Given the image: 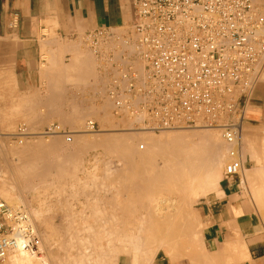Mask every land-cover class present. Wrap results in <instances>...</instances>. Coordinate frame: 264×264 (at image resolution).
<instances>
[{"label":"built area","instance_id":"obj_1","mask_svg":"<svg viewBox=\"0 0 264 264\" xmlns=\"http://www.w3.org/2000/svg\"><path fill=\"white\" fill-rule=\"evenodd\" d=\"M130 26L120 31L101 27L84 35L98 66L123 42L115 60L123 66L113 67L118 72L108 85L116 113L155 130L193 127L202 117L212 125L229 113L223 123L231 144L225 179L241 183L248 162L242 158L239 131L244 97L264 67V15L254 12L250 0H137ZM127 45L133 53H127ZM29 217L0 198V263L18 240L26 250L39 249Z\"/></svg>","mask_w":264,"mask_h":264},{"label":"crops","instance_id":"obj_2","mask_svg":"<svg viewBox=\"0 0 264 264\" xmlns=\"http://www.w3.org/2000/svg\"><path fill=\"white\" fill-rule=\"evenodd\" d=\"M136 1L0 0L2 140L9 144L10 141L3 135L16 131L21 124L41 130L49 122L72 123L73 116H77L76 111L80 112V116L89 103L94 105L102 97L107 99L104 92L108 79L105 80V75L99 71L100 67L94 65L92 56L94 59L95 57L91 51L88 54L90 48L84 35L101 27L116 29L120 25L126 26L132 19ZM101 91L105 96L100 94ZM86 96L90 98L84 99L83 103ZM245 129L249 140L255 134L264 137V83L258 82L253 89ZM31 143L26 145L27 149L36 148L37 145L34 144L37 143ZM253 143L255 141L248 146L253 147ZM30 157L38 160L35 154H27L22 162L27 170V164L31 166L37 163L36 160L31 161ZM96 158L99 157H88L89 168L96 163ZM103 164L98 162L100 168ZM4 165L8 164L0 155V178H3V171L7 169ZM27 185L24 182V188L22 186L23 199L27 200L23 202L21 198L23 205L27 203L34 212L40 213L43 226H52L54 223L51 220L41 218L50 207L49 201L45 200L46 193L39 190V193L34 194L29 189L26 190ZM8 196L11 198L13 194L9 192ZM201 211L204 224L201 240L207 253L212 255L209 264H264V225L256 216L252 200L237 179H221L220 189L206 196L202 201ZM89 222H92L91 226L96 225L95 219ZM155 255L149 264H185L172 261L160 250ZM118 264L124 263L120 260Z\"/></svg>","mask_w":264,"mask_h":264},{"label":"bare ground","instance_id":"obj_3","mask_svg":"<svg viewBox=\"0 0 264 264\" xmlns=\"http://www.w3.org/2000/svg\"><path fill=\"white\" fill-rule=\"evenodd\" d=\"M251 1V3H252V7H253V10H254V12H256V13H260V14H262V15H264V11L262 10V9H260L254 2L255 1H257L258 3H260L259 2V0H250ZM259 5V4H258ZM263 5V4H262ZM262 5H260V6H262ZM132 20V19H131ZM130 24H131V21L130 22H128V24L126 25V26H123V25H120L119 27L120 28H111V29H113V30H117V31H120V30H122V29H128V30H130L131 29V26H130ZM123 26V27H122ZM87 42V41H86ZM88 44V46H89V43H87ZM86 44V45H87ZM122 46H123V42H119L118 44H117V46H115V49H113V55L111 56V57H109L108 59L107 58H105V59H107V60H105V62H104V65H101V63H100V70L99 71H102L103 72V74L105 75V80L106 79H108L107 80V88H105L106 89V92H104V93H106L107 95H106V97H107V101H110V103H109V105L112 103V112H113V116H114V118H113V120L115 119V123H113V124H117V125H120V127L122 128L121 129V131H120V128H118L119 129V131L120 132H111V131H109V134L108 135H103L104 133H102L103 131H102V129H101V126L97 123V122H99V121H95L94 120V118L93 119H91V118H89V119H87L85 122H86V125L84 126L85 128V130L84 131H79V130H76L77 128L76 127H78L79 128V126H76L75 128V130H70V129H68L67 127H65V126H63V125H61L60 124V122L61 121H59V123L58 122H52L51 124H49L45 129L44 128H42L43 129V132L41 131V133H39L38 135H41V136H51V135H56V136H62V137H64V139H62V137H61V139L62 140H65V143H67L66 145H76L75 143H72L73 141H74V137L75 136H80V135H82V136H86V138H84L83 137V140L85 141V142H87L88 144H89V146L90 145H92L91 143H93L94 145L93 146H95L96 145V147H97V145L99 146L101 143H103V145H105L106 143H108V145H109V148L108 149H111L110 148V146H113L112 148L113 149H115V151H120L118 154L115 152V151H113V149H112V151L111 150H106V151H108V152H110V153H108V154H111V152H112V154L111 155H114L113 153L115 152L116 153V157H115V159L116 158H118V157H122V158H124V160H122L121 158V160L123 161V163H128V164H126V165H129L130 166V172L128 173V171H127V174H123V172H122V175H120V183H121V189H120V191L121 190H125V192L127 193V191L126 190H130V192L129 193H132V194H137V195H140L141 194V192H143V191H148V192H146V195L148 194H150V193H152V192H149V191H154L155 192V190H156V192H157V190L159 189V191L161 190V188H163L164 187V191H165V187L166 188H168V189H172V191L173 190H176L177 192L179 191V192H181L180 194L182 195H180V197H179V195H178V193L177 194H175V196H176V199H174L173 198V200L171 201V199L169 198V196H167L168 195V193H167V195L166 196H159L158 195V193L156 194V196H154V194H151V199L149 200V203H147L146 201H144L143 203H145L146 202V204H143L141 201H143V200H145L146 198H144V199H140L141 201L139 202H137V201H135V203L137 202L138 203V205L137 206H139V205H143L142 207L144 208V210L145 209H147L148 210V212L146 211V213H148V215H147V217H146V220L144 219V217L146 216V214H143L144 215V217H143V219H142V216H136L137 218L138 217H141L140 218V220H141V222H142V224L141 225H139L138 227H139V229L138 230H136V231H132L133 232V234L131 233V231H130V229L129 228H127L126 227V224L127 223H125V226H123V222H121L122 224H120L118 221H117V223H119V225L118 226H121L120 228H122V226H123V228H122V233H125V232H123V230L124 231H126L127 229H128V231H130V234L129 235H125V237L123 238L122 237V233L121 234H118V233H116V234H118L117 235V237H122L121 239H122V241H123V244H125V246L127 247L128 246V244L130 245V247L128 248V249H126V251H127V255H123V256H119L118 257V253H116L115 255H113V256H110V257H108V255H110V254H108V253H106L107 251L110 253V249L109 250H107L106 252H105V250L106 249H104L103 251L106 253V254H108L107 255V257L105 256V259L104 260H101L100 262L99 261H96L97 262V264H118V262H120V260L124 263V264H127V263H130V264H149L150 262H151V260H152V258L154 257V256H156L155 254L161 249V248H169V250H168V252L171 250V251H174V253L175 252H177L178 250H181V247H180V245H179V241H181V240H183V235H184V233L181 231V227H182V225H185V222H188V223H190L191 224V226H187L188 225V223H187V225H185L187 228L189 227V228H193L194 229V227L193 226H195V224H197V219H195L196 218V216L195 215H193L194 213H193V211L191 210V205L193 204V202L194 201H196V199H197V197L199 196V195H201V193L202 194H205L206 192H208L209 190H212V189H217V187H219L220 185H219V182H220V180H221V171H222V169L224 168L225 169V171H226V165H227V162L230 160V156H229V147H230V143L227 141V139L225 138V127L223 126V123H225L226 122V120L228 119V118H230V115H229V113H224V114H221L219 117H218V122L217 123H215V124H212V125H209V124H205V122H207L208 120H205V117H202L201 118V121H200V123L201 124H199V125H195V126H193V127H178V128H174V127H168V128H165V129H160V130H155V129H152V128H148V127H143V126H138L140 123H139V120L137 119V118H132V117H130V116H128V115H124V116H119L117 113H116V104H115V98H114V96H112L111 94H110V92L108 91V85H109V82H111V80H113L112 79V77H115L116 76V74H117V72L118 71H116V68H113V67H122L123 65L121 64V63H116L115 62V60L117 59V58H119V53L120 52H122ZM107 47H109V45H107ZM88 48H90V46L88 47ZM126 49H127V53L128 54H130V53H133V51L135 50L134 48H133V46H131V45H127V47H126ZM90 51H91V53H92V55H94V52L92 51V49L90 48L89 49V55H90ZM93 57V56H92ZM94 57H95V55H94ZM90 58V57H89ZM87 59V58H86ZM83 60V59H82ZM96 62H97V60H96V58L94 59ZM91 61V60H90ZM115 62V63H114ZM95 63V62H94ZM111 66H109V65ZM97 65H98V63H97ZM96 66V65H95ZM125 66V65H124ZM264 66V65H263ZM85 68V67H84ZM95 69V68H94ZM94 69L92 70L93 72H94ZM136 69L139 71V74L143 71V69H142V66L140 65V64H137L136 65ZM98 71V72H99ZM77 72V71H76ZM70 73V72H69ZM100 73V72H99ZM98 73V74H99ZM94 74V73H93ZM95 75V74H94ZM94 78V77H93ZM98 80V79H97ZM100 80V79H99ZM102 80H103V78H102ZM88 81V80H87ZM95 82H96V80H95ZM101 82V81H100ZM258 82H260V83H264V67L260 70V72H259V74H258V77H256L255 78V80L254 81H252V85H251V87H249L248 88V91H249V93H247L248 95H246L245 97H244V101H247L246 102V104H245V110H244V114H245V116H244V122H243V125H242V130H241V133H240V131H239V141L241 142V152H242V158H243V160H247V157H246V155L244 156V152H243V149H244V147L242 148V146H243V137L245 138L246 137V135L248 134L246 131V129H245V121H246V114H247V110H248V105H249V103H250V101H251V96H252V92H253V89H254V87H255V85L258 83ZM80 83H82V82H80ZM79 83V84H80ZM85 83H87V82H85ZM90 83V82H89ZM93 83V82H92ZM78 84V83H77ZM91 84V83H90ZM102 84V83H101ZM103 84H104V80H103ZM95 85V84H94ZM105 85H106V82H105ZM104 85V86H105ZM76 86V85H75ZM91 86V85H90ZM102 87V86H101ZM83 88V87H82ZM92 88V87H91ZM94 88V87H93ZM96 89H98V88H96ZM105 89H103V91L105 90ZM94 90V89H93ZM101 90H102V88H101ZM125 91V89H123V92ZM103 92L101 91V95H103V96H105V94H102ZM94 94V93H93ZM100 94H99V96H100ZM236 96H239L240 95V93L237 91L236 93ZM87 95V94H86ZM91 95V94H90ZM89 95V96H90ZM79 96V95H78ZM88 96V98H90ZM97 96V95H96ZM95 96V97H96ZM98 96V97H99ZM94 97V98H95ZM102 97V96H101ZM81 98H83V97H81ZM87 98V96H86V98H83V100L84 99H88ZM97 98V97H96ZM72 99H73V96H72ZM75 99V98H74ZM102 99H103V97H102ZM101 99V100H102ZM77 100V99H76ZM105 100V101H106ZM98 101V100H97ZM103 101H104V99H103ZM79 102V101H78ZM85 102V100L83 101V103ZM87 102H89V101H86V103ZM73 103V102H72ZM91 103H93V102H91ZM108 103H107V105H108ZM96 104V103H95ZM104 104V103H103ZM103 104H101V105H103ZM81 105V104H80ZM89 105H90V103H89ZM88 105V106H89ZM93 105V104H92ZM91 105V106H92ZM99 105V104H98ZM97 105V106H98ZM108 105V106H109ZM84 105H82V107H83ZM91 106L90 107H88V108H91ZM94 106V105H93ZM96 105H95V107H97ZM67 107V106H66ZM71 107H72V105H71ZM87 107V106H86ZM94 107V108H95ZM101 107V106H100ZM99 106L97 107V108H100ZM105 107V106H104ZM104 107H101V108H104ZM75 108V107H74ZM87 108V109H88ZM93 108V109H94ZM77 109V108H76ZM87 109H85V114L84 115H87V113H86V110ZM92 109V108H91ZM93 109H92V112L94 113V111H93ZM73 110V109H72ZM71 110V111H72ZM81 110V109H80ZM99 110V111H98ZM97 111L98 112H100V110H102V109H98ZM74 111V110H73ZM79 111V110H78ZM82 111H81V113H82ZM88 111H90L89 109H88ZM96 111V112H97ZM91 111H90V114H89V116L88 117H92V113ZM98 112H97V117H99L100 115L98 114ZM109 112H111V111H108L106 114H105V111L103 112L102 111V113H103V115H108L109 114ZM74 113H75V111H74ZM76 113H77V116H78V113H80V112H77L76 111ZM92 113V114H91ZM101 113V114H102ZM82 114V115H83ZM83 115V116H84ZM99 115V116H98ZM102 115V116H103ZM68 116V115H67ZM74 116H76V115H74ZM73 116V120H74V117ZM77 116H76V118H77ZM80 116H81V114H80ZM86 117V116H85ZM97 117H96V119H97ZM107 117V116H106ZM106 117H103L104 119L106 118ZM100 118V117H99ZM102 118V117H101ZM100 118V119H101ZM108 118V117H107ZM61 119V118H60ZM79 119H80V117L77 119L78 121H79ZM84 119V118H83ZM83 119H81V121L83 120ZM71 120H72V118H71ZM112 120V121H113ZM104 121H106V120H104ZM112 121H110V122H112ZM68 122V121H67ZM70 122V121H69ZM75 122V121H74ZM74 122H72L73 124H74ZM83 122V121H82ZM82 122H81V124H82ZM107 122H109L108 120H107ZM109 122V123H110ZM62 123H65V121L64 122H62ZM72 123H68V124H72ZM95 123L97 124V127H96V125H95ZM67 124V123H66ZM75 124H80L79 122L77 123V122H75ZM84 124V123H83ZM101 124V123H100ZM104 124V123H103ZM65 125V124H64ZM102 125V124H101ZM70 126V125H69ZM72 127H73V125H72ZM82 127V126H81ZM71 128V127H70ZM41 129V130H42ZM73 129H74V127H73ZM81 129V128H80ZM117 129V130H118ZM164 130H173V131H175V133H173V134H171V135H165V132H164V136H161L160 138H156V136L155 135H153V134H151V132H156V131H164ZM198 130H200L199 132H198ZM203 130H208V131H210V130H219L220 131V134H221V139L222 140H219V141H222L223 142V144L225 145V149H223V150H225V153H224V155H223V152H222V147L220 148V145L219 144H217V140L215 139V141H214V133L212 134L211 132L210 133H208V132H204ZM40 131V130H39ZM39 131H35V133L36 132H39ZM102 131V132H101ZM31 131H30V128L28 127V125H26V124H21V125H19L18 126V128H17V130H16V132L14 133V135L16 136V137H18V138H22L23 139V137H27V136H29V135H34V136H36V134H33V133H30ZM88 132V133H87ZM98 132H101L100 134L98 133ZM92 133V134H91ZM94 133V134H93ZM96 133H98V134H96ZM12 134V133H11ZM105 134H106V132H105ZM8 135V134H7ZM6 135V136H7ZM89 135H91V136H93L92 137V139L90 138V137H88ZM96 135H103V136H101L102 137V139H100L99 137L98 138H96L97 136ZM252 135V134H251ZM81 136V137H82ZM94 136H96L95 138H94ZM88 137V138H87ZM157 137H158V135H157ZM251 137H253L252 138V140L250 139H246V145L248 146V144H251V142H253V141H255V144L253 143V145L257 148V144H262L263 145V143H264V137L263 136H261V137H258V136H256V134L255 135H253V136H251ZM46 138V137H45ZM54 138V137H53ZM52 138V139H53ZM34 139V138H33ZM56 139H58L57 137H56ZM55 139V140H56ZM60 139V141L59 142H57V144L58 143H60L62 140ZM24 140V139H23ZM23 140H20L19 142L22 144V142H24ZM48 140V139H47ZM51 140V139H50ZM55 140H53V141H55ZM137 140L139 141V143L138 144H136V142H137ZM140 140H143V141H141L140 142ZM31 141V140H30ZM40 141V140H39ZM57 141V140H56ZM56 141H55V143H56ZM76 141V140H75ZM104 142H106V143H104ZM222 142H221V145H223L222 144ZM71 143V144H70ZM80 143H83V142H80ZM87 143H83V144H87ZM32 144V143H31ZM41 144V143H40ZM54 144V143H53ZM61 144V143H60ZM87 144V145H88ZM37 145V144H36ZM55 145V144H54ZM64 145V144H63ZM65 145V146H66ZM102 145V144H101ZM102 145V146H103ZM258 145L259 147V149H260V147H262V152H263V146L261 145ZM46 146H48V145H46ZM46 146H44L45 147V149H48V147H46ZM59 146V145H58ZM61 146H62V144H61ZM101 146V147H102ZM106 146V145H105ZM104 146V147H105ZM253 146V148H255ZM44 147L42 148H39V150H41V149H43L44 151H45V149H44ZM50 147V146H49ZM67 147V146H66ZM69 147V146H68ZM72 147V146H71ZM86 147V146H85ZM96 147H94V148H96ZM20 148V147H19ZM28 148V147H27ZM37 148V147H36ZM53 148H55V146L53 147ZM52 148V149H53ZM58 148V147H57ZM81 148H84V145H83V147L81 146ZM87 148V147H86ZM90 148V147H89ZM92 148V147H91ZM107 148V147H106ZM252 148V149H253ZM256 148L254 149V150H252V152L254 151V155H252L254 158H258V156L259 155H261V150L260 151H258V149H257V151H256ZM51 149V150H52ZM117 149V150H116ZM4 150V149H3ZM21 150V149H20ZM35 150H37V149H35ZM104 150V149H103ZM12 151V150H11ZM26 151H29V149L28 150H26V149H24V152H26ZM69 151V150H68ZM258 152V153H256V152ZM23 152V153H24ZM30 152L31 153H27V154H32V152H33V154H35V152L34 151H31L30 150ZM41 153L43 152V151H40ZM70 152H71V150H70ZM83 152V151H82ZM104 152V151H103ZM2 153V152H1ZM16 153V152H15ZM26 153H24L25 155H26ZM37 153V152H36ZM46 153V152H45ZM45 153H43V155L45 154ZM68 153V152H67ZM80 153V152H79ZM121 154V155H120ZM1 155H3V154H1ZM24 155V156H25ZM36 155V154H35ZM106 155V154H105ZM117 155H118V157H117ZM33 157H35L34 155H32ZM85 156V155H84ZM261 156H263V154L261 155ZM33 157H30V158H32L31 159V161L33 160ZM38 157V156H37ZM72 157V156H71ZM78 157V156H77ZM39 158V157H38ZM37 158V159H38ZM44 158V157H43ZM59 158V157H58ZM58 158H56V159H58ZM108 158V157H107ZM111 158V157H110ZM112 158H114V156L112 157ZM227 158V162H226V164L224 165V160ZM40 159H42V158H40ZM79 159V158H78ZM119 159V158H118ZM119 159V160H120ZM253 159V158H252ZM36 159H34L33 161L34 162H36L37 161V163H38V161H39V159L38 160H36ZM42 160H44L45 161V158L44 159H42ZM59 160V159H58ZM68 160V159H67ZM117 160V159H116ZM115 160V161H116ZM120 160V161H121ZM19 161H23V160H19ZM57 161V160H56ZM61 160H59L58 162H60ZM74 161V160H73ZM40 162H43V161H39V163ZM57 162V164H60V163H58ZM71 162V161H70ZM107 162H109L108 160H107ZM117 162V161H116ZM119 162V161H118ZM7 163V162H6ZM19 163V162H18ZM32 163V162H31ZM36 163V164H37ZM45 163H47L48 164V162H47V160L45 161ZM44 163V164H45ZM50 163V162H49ZM120 163V162H119ZM118 163V164H119ZM5 164V163H4ZM20 164V163H19ZM36 164H34V165H36ZM74 164V163H73ZM109 164H111V162L110 163H108V165ZM18 165V164H17ZM24 165V163L22 164V166ZM32 165L33 164H31V166L29 165V164H27V166H28V168L30 169V173L32 174V173H34L33 171V168H30V167H32ZM33 165V166H34ZM49 165V164H48ZM69 165H71V164H69ZM106 165H107V163H106ZM107 165V166H108ZM119 165H121V164H119ZM4 166H7V165H4ZM24 166H26V165H24ZM18 167L19 169H21V170H19L18 172L20 173V175L22 174L23 176H21V177H23L24 178V180L27 182V186L25 187L26 189H31L30 191H34L35 190V186L36 185H33L32 183H31V180H29V178H30V175H28V174H30V173H27V172H29L27 169H26V167ZM42 166H45V165H41V167ZM54 166V165H53ZM77 167H79L78 165H76ZM81 166V165H80ZM111 166H113L112 164H111ZM129 166H128V169H129ZM225 166V167H224ZM40 167V168H41ZM70 167V166H69ZM75 167V166H74ZM82 167V166H81ZM116 167V166H115ZM121 167V166H120ZM223 167V168H222ZM46 168H48V166L46 167H42V169H43V171H47V170H45ZM52 168V167H51ZM50 168V165H49V168L48 169H51ZM59 168H61V167H59ZM108 168V167H107ZM112 168V167H111ZM116 168H118V167H116ZM121 168H123V167H121ZM264 167H259V166H256V167H253V168H247V166L244 168V170H243V176H242V182L240 183V184H243L245 187H249V185H251L250 183L251 182H254L255 180H258V179H260V177L262 176V174H263V176H264V169H263ZM63 169V168H62ZM77 169V168H76ZM108 169H110V167L108 168ZM112 169H114V167L112 168ZM112 169H110V170H112ZM119 169V168H118ZM118 169H116V170H118ZM126 169H127V167H126ZM16 169H14V168H10V167H7V169H5V171H3L4 172V175H5V177L6 178H0V198L9 206V207H11L9 204H8V202H6L5 201V199L6 198H9V192L11 193L12 191H15V194H16V192H17V199L19 200V202H21L22 203V200H23V202H27V200L26 201H24V199H23V193H22V186H23V188H24V183L23 184H21V182H20V176H19V173L17 174V171H15ZM41 170V169H40ZM54 170V169H53ZM53 170H49L50 172L51 171H53ZM74 170V169H73ZM56 173L58 172L57 171V168H56ZM64 171V170H63ZM108 171L109 170H107V173H108ZM119 171V170H118ZM121 171V170H120ZM125 171V170H124ZM25 172L27 173V174H25ZM37 172H39V171H37ZM48 172V171H47ZM49 172V173H50ZM78 172V171H77ZM110 172V171H109ZM113 173H114V171H112ZM111 172V173H112ZM116 172V171H115ZM132 172V173H131ZM224 172V171H223ZM41 173V172H40ZM52 173V172H51ZM56 173H54V174H56ZM62 173V172H61ZM69 173V172H68ZM90 173V172H89ZM103 173V172H102ZM110 173V174H111ZM120 173V172H119ZM119 173H116V175L117 174H119ZM125 173H126V171H125ZM130 173L132 174V175H130ZM224 173H226V172H224ZM36 174V173H35ZM43 174V173H42ZM48 174V173H47ZM37 175V174H36ZM41 175V174H40ZM45 175V174H44ZM43 175V176H44ZM105 175H106V173H105ZM105 175L103 176V177H105ZM113 175V174H112ZM112 175H110V176H108V174L106 175V177L108 176L109 178L112 176ZM223 175V174H222ZM37 176H39V175H37ZM52 176V175H51ZM67 176V175H66ZM42 177V176H41ZM87 178H88V176H86ZM90 177V176H89ZM97 177V176H96ZM100 177V176H99ZM105 177V178H106ZM225 177V176H224ZM39 178H40V176H39ZM43 178V177H42ZM45 178V177H44ZM62 178V177H61ZM86 178V179H87ZM92 178V177H91ZM94 178V177H93ZM262 178V177H261ZM31 179V178H30ZM33 179V178H32ZM59 179V178H58ZM79 179V178H78ZM96 179V178H95ZM104 179V178H103ZM21 180L23 181V179L21 178ZM41 180V179H40ZM44 180V179H43ZM88 180V179H87ZM90 180H93V179H90ZM113 179H111V181H112ZM75 181V180H74ZM117 181V180H116ZM116 181L114 180V182L116 183ZM86 182V181H85ZM94 182H95V180H94ZM107 182H108V179H107ZM80 183V182H79ZM261 183V182H260ZM84 184H87V183H84ZM97 184V183H96ZM99 184V183H98ZM25 185H26V183H25ZM91 184H89V186H90ZM92 185H93V182H92ZM111 185V184H110ZM118 186H119V184H117ZM87 186H88V184H87ZM117 186V187H118ZM119 186V187H120ZM95 187H97V186H95ZM116 187V186H115ZM58 188V187H57ZM61 189V188H60ZM107 189V188H106ZM105 189V190H106ZM116 189H119V188H116ZM167 189V190H168ZM81 190V189H80ZM97 190V189H96ZM167 190H166V192H167ZM254 190V189H253ZM61 191V190H60ZM116 191V190H115ZM120 191H117V192H120ZM132 191V192H131ZM164 191H162V193H164ZM249 191V190H248ZM78 192V191H77ZM84 192H86V191H84ZM117 192H114V193H116L115 194V198H117ZM122 192V191H121ZM120 192V193H121ZM124 192V191H123ZM124 192V193H125ZM107 193V192H106ZM124 193L121 195V197L124 195ZM128 193V194H129ZM140 193V194H139ZM161 193V194H162ZM172 193V192H171ZM170 193V194H171ZM250 193V192H249ZM88 194V193H87ZM90 194V193H89ZM92 194V193H91ZM104 194V193H103ZM131 194V195H132ZM164 194H166V193H164ZM174 194H172V195H174ZM11 195H12V193H11ZM95 195V194H94ZM97 195H98V193H97ZM143 195H145L144 193H143ZM145 195V196H146ZM152 195L154 196V197H152ZM262 195V194H261ZM2 196L4 197V199L2 198ZM36 196V195H35ZM113 196V195H112ZM129 196V195H128ZM127 196V197H128ZM145 196H143V197H145ZM178 196V197H177ZM251 196V195H250ZM15 197V196H14ZM27 197V196H26ZM38 197V196H37ZM140 197H142V194H141V196ZM174 197V196H173ZM263 197V196H262ZM13 200H14V198L13 197H11ZM21 198H22V200H21ZM94 198V197H93ZM120 198V197H119ZM130 198H133V196L131 197L130 196ZM139 198V196H137V199ZM148 198H150V197H148ZM253 198V202H254V200L256 199V204L258 205V207H260V209L261 210H263L264 211V201L262 202V199H261V197L259 196V192L257 191V190H255V192H254V197H252ZM10 199V198H9ZM121 199V198H120ZM133 199H135V200H137L136 199V196H135V198H133ZM264 199V198H263ZM82 200V199H81ZM85 200V199H84ZM102 200V199H101ZM123 200H124V198H123ZM129 200V199H128ZM128 200H127V202H128ZM106 201V200H105ZM120 200H118L117 202H119ZM134 201V200H133ZM132 200H131V203L130 204H134V202H133ZM29 202V201H28ZM108 202V204L110 203V201H107ZM114 202H116V201H114ZM117 202L115 203V204H117ZM124 202V201H123ZM254 202V203H255ZM62 203V202H61ZM104 203V202H103ZM125 203H126V201H125ZM129 203H126V204H128L127 205V207H130V204ZM27 203H25V205H26ZM84 204V203H83ZM111 204V203H110ZM123 205L124 206V204H122V202L120 201V203L118 204V205ZM133 204H132V206H133ZM255 204V205H256ZM19 205V204H18ZM28 205V204H27ZM104 205V204H103ZM118 205H116L117 207H119ZM120 205V206H121ZM136 205V204H135ZM145 205H147V207L145 206ZM88 206V205H87ZM111 206V205H110ZM137 206L135 207L134 206V208H137ZM145 206V207H144ZM28 207V206H27ZM58 207V206H57ZM113 207H114V205H113ZM126 207V206H125ZM127 207H126V209H127ZM141 207V208H142ZM257 207V206H256ZM12 209H14V210H17V209H15V207L13 206V207H11ZM17 208H19V209H21L20 207H17ZM85 208H87V207H85ZM116 208V207H115ZM123 207H120V209H122ZM132 208V207H131ZM131 208H128L127 210H129V209H131ZM134 208L132 209V210H134ZM139 208H140V206H139ZM139 208L137 209L138 210V212H140L139 211ZM140 208V209H141ZM143 208H142V210H143ZM23 209V208H22ZM71 209V208H70ZM101 209V208H100ZM117 209V208H116ZM116 209H114V211L116 210ZM125 209V208H124ZM124 209H122V210H124ZM34 210V209H33ZM119 210V209H118ZM126 210V211H127ZM172 210H173V212H172ZM174 210H175V212H174ZM258 210V209H257ZM256 210V211H257ZM27 211V210H26ZM35 211V210H34ZM32 212V214L33 213H35V212ZM121 211V210H120ZM125 211V212H126ZM131 210H129L128 212H130ZM262 211V212H263ZM31 212V211H30ZM37 212V211H36ZM76 212V211H75ZM82 212V211H81ZM112 213H115V212H113V211H111ZM110 212V213H111ZM122 212V211H121ZM125 212L123 211V213L125 214ZM134 213H136L137 214V212L134 210L133 211ZM133 212L131 211V214H133ZM143 212V211H142ZM262 212H261V214H262ZM27 213L29 214V216L31 217H29L31 220H32V222L34 223V225H35V223L36 222H34V216L35 215H33V217H32V214L31 213H29L28 211H27ZM37 213H39V212H37ZM59 213V212H58ZM61 213V212H60ZM63 213V212H62ZM69 213V212H68ZM106 213H107V211H106ZM122 213V214H123ZM141 213V212H140ZM139 213V214H140ZM193 213V214H192ZM40 214V213H39ZM121 214V213H120ZM129 214V213H128ZM135 214V215H136ZM141 214V215H142ZM184 214V215H183ZM37 215V214H36ZM60 215V214H59ZM85 215V214H84ZM108 215V214H107ZM112 215H114V214H112ZM117 215V214H116ZM130 215V214H129ZM134 215V214H133ZM134 215V216H135ZM200 215V214H199ZM61 216V215H60ZM67 216V215H66ZM105 216V215H104ZM120 216V215H119ZM118 216V217H119ZM122 216H124V215H121V217ZM126 216V215H125ZM124 216V217H125ZM134 216H132L133 218H134ZM194 216V217H193ZM108 217L109 216H107V220H108ZM120 217V218H121ZM123 217V218H124ZM128 217V216H127ZM127 217H125V218H127ZM259 217V216H258ZM262 217V216H261ZM60 218V217H59ZM62 218V217H61ZM93 218V217H92ZM111 219L112 218H114L113 220H115L116 221V219H117V217L115 216V217H113V216H111L110 217ZM116 218V219H115ZM119 218V219H120ZM122 218V219H123ZM125 218L123 219V221L125 220ZM133 218H131V219H133ZM137 218H135V219H137ZM198 218V217H197ZM263 218H264V216H263ZM110 219V220H111ZM118 219V220H119ZM122 219H120L121 221H122ZM128 219V218H127ZM127 219L125 220V222H127ZM139 219V218H138ZM137 219V220H138ZM59 220V219H58ZM61 220V222H62V219H60ZM119 220V221H120ZM129 220V219H128ZM136 220V221H137ZM139 220V221H140ZM143 220V221H142ZM114 221V222H115ZM130 221V220H129ZM135 221V220H134ZM133 221V222H134ZM139 221H137L138 223H139ZM182 221H184L183 223L184 224H182L181 225V223H182ZM69 222V221H68ZM73 222V221H72ZM104 222H107V221H104ZM113 221H112V224L111 223H109V225L111 224V225H113V223H114ZM131 222V221H130ZM137 222H135V223H137ZM140 222V223H141ZM62 224V223H61ZM60 224V225H61ZM77 224V223H76ZM75 224V225H76ZM99 224H100V222H99ZM102 224V223H101ZM107 224H108V222H107ZM128 224H130V223H128ZM127 224V225H128ZM192 224H194L193 226H192ZM37 225H39V224H37ZM37 225H35V229L37 230V233H38V235H39V238H40V244H39V249L38 250H34V251H31V250H26L25 248H23V246H22V241L21 240H18V242H16V244H15V247H14V249L13 250H11L9 253H8V255L6 256V258H5V260L3 261V262H1L0 264H3L4 262H6L7 260H8V257L11 255V257L9 258V260L8 261H10V264H52L51 262L49 263L48 261H50V260H48L47 258H49V256H51V255H46V256H48V257H46L45 255H41V254H39L40 253V249H41V246H43L44 247V244H47L48 242H50V240L51 241H53L52 240V238L54 237H52L51 239H49L47 236H46V233H45V236H46V238L45 239H43V240H41V238H44V237H40L41 235L39 234V231H38V229L36 228V226ZM64 225V224H63ZM74 225V224H73ZM73 225L72 226H70V227H73ZM83 225V224H82ZM87 225H89V224H87ZM91 225V224H90ZM89 225V227H92V226H90ZM94 225V224H93ZM111 225H110V227H108V230L110 231V229L112 230V228H111ZM135 226V224H132V226ZM138 225V224H137ZM136 225V226H137ZM41 226V225H40ZM55 226V225H54ZM69 226V225H68ZM67 226V227H68ZM80 226H81V224H80ZM95 226H98V225H95ZM113 226H115V225H113ZM117 226V227H118ZM129 226V225H128ZM56 227H58V226H56ZM61 227V226H60ZM75 227V226H74ZM83 227H85V225H83ZM86 227H88V226H86ZM89 227L87 228V230L89 229ZM102 227H103V225H102ZM117 227L116 228H113V229H117ZM125 227H126V229H125ZM130 227V226H129ZM196 227H197V225H196ZM64 228V227H63ZM97 228V227H96ZM104 228H105V226H104ZM103 228V229H104ZM107 228V227H106ZM42 229H43V227H42ZM55 229H57V228H55ZM68 228H65V230H67ZM75 229V228H74ZM91 229V228H90ZM102 229V231H106V229H104L103 230ZM135 229H137V228H135ZM178 229H180V233H179V231H178ZM182 229H184V226L182 227ZM71 231H73V229H70ZM81 230L82 231H84V228L82 229L81 228ZM85 230H86V228H85ZM92 230V229H91ZM99 230V229H98ZM121 229H119V231H120ZM131 230H132V227H131ZM133 230H134V227H133ZM184 230H186V229H184ZM190 230H192V229H190ZM103 232V233H106L105 235H107V233L109 234V231L107 232ZM114 230H112V234L113 233H115V232H113ZM193 231V230H192ZM75 232V233H74ZM74 232H70V233H74L75 234V236H78L77 235V231H75L74 230ZM81 232V231H80ZM88 232H90V230L88 231ZM118 232V231H117ZM127 232V231H126ZM178 232V233H177ZM194 233H196L195 232V229H194V231H193ZM83 233V232H82ZM82 233H80V235H82ZM111 233V232H110ZM188 233H191V232H188ZM198 234H199V232H197ZM204 233V232H203ZM72 234H70V237L71 236H74V235H72ZM79 234V233H78ZM90 234V233H89ZM112 234L110 235V237L112 238L113 236H116V235H113L112 236ZM180 234L182 235L181 236V238H180ZM197 234V235H198ZM53 235V234H52ZM64 235V234H63ZM79 235V236H80ZM104 235V234H103ZM104 235V237H106ZM119 235H121V236H119ZM188 234H186V236H187ZM65 236V235H64ZM78 236V237H79ZM91 236V235H90ZM124 236V235H123ZM200 236V235H199ZM66 237V236H65ZM75 238V237H74ZM82 238H84V237H82ZM81 238V239H82ZM93 238V237H92ZM97 238V237H96ZM185 238V237H184ZM195 238H197V236L195 235L194 237H193V239L195 240ZM204 238V237H203ZM54 239V238H53ZM66 239V238H65ZM80 239V238H79ZM79 239H77V240H79ZM89 239V238H88ZM98 239V238H97ZM115 239V238H114ZM118 239V238H117ZM121 239L119 240V241H121ZM191 239V238H190ZM192 239V242H194V240ZM200 239H202L201 237H200ZM56 240V239H55ZM76 240V241H77ZM86 240V239H85ZM90 240V239H89ZM106 241H107V239H105ZM108 240H109V238H108ZM116 240V239H115ZM189 240V239H188ZM44 243L43 245H42V242ZM57 242H58V239L56 240ZM55 241V242H56ZM74 241H75V239H74ZM75 241V242H76ZM80 241V240H79ZM87 241L88 240H86V243H87ZM95 241V240H94ZM118 241V240H117ZM119 241H118V243H119ZM121 241V242H122ZM197 241H198V239H197ZM54 242V241H53ZM56 242V243H57ZM60 242V241H59ZM58 242V243H59ZM71 241H69V243H70ZM72 242H73V239H72ZM90 242V241H89ZM108 242V241H107ZM110 242H113V240H111ZM110 242H108V243H110ZM56 243H55V245H56ZM58 243H57V246H58ZM68 243V242H67ZM77 243V242H76ZM76 243H73V244H76ZM80 243H81V241H80ZM91 243V242H90ZM108 243H106V246L108 245ZM116 243V242H115ZM114 243V244H115ZM118 243H116V244H118ZM51 244H52V242H51ZM59 244H61V243H59ZM72 244V243H71ZM70 244V245H71ZM83 246H85L86 244L84 243V241H83ZM105 244V243H104ZM48 245V244H47ZM54 245V246H55ZM66 245V244H65ZM78 245H79V243H78ZM81 245V244H80ZM91 245V244H90ZM113 245V244H112ZM46 246V245H45ZM49 246H50V244H49ZM52 246V245H51ZM94 246V245H93ZM92 246V247H93ZM100 246V245H99ZM106 246H104V248H106ZM109 246H111L110 244L107 246V248H109ZM120 247H123V246H121V245H119ZM208 246V245H207ZM213 246V245H212ZM48 247V246H47ZM46 247V248H47ZM53 247V246H52ZM64 247V246H63ZM72 247V246H71ZM71 247H69V248H71ZM76 248H77V245L75 246ZM86 247V246H85ZM95 247L96 246H94V252H96V250H99V247H98V245H97V248L95 249ZM112 247V246H111ZM125 247V248H126ZM211 247V246H210ZM90 248H91V246H90ZM90 248L88 249V250H90ZM100 248H101V246H100ZM124 248V249H125ZM222 248H224V247H222ZM42 249H45V247L44 248H42ZM42 249H41V251H42ZM49 249L51 250V248H48V251H49ZM64 249V248H63ZM68 249V248H67ZM66 249V250H67ZM72 249L73 250H75L73 247H72ZM79 249H81V247H79ZM87 249V248H86ZM115 249V248H114ZM113 249V250H114ZM122 249V248H121ZM87 250V251H88ZM112 250V249H111ZM112 250V251H113ZM45 251H46V249H45ZM45 251H42V252H44V253H46ZM52 251H54V250H52ZM83 251H84V248H83ZM86 251V250H85ZM84 251V252H85ZM86 251V252H87ZM116 251H118V248H117V250ZM224 251H225V248H224ZM50 252L51 251H49V254H50ZM77 252V250L75 251V253ZM83 252V253H84ZM85 252V253H86ZM98 253H99V251H97ZM102 252V251H101ZM100 252V253H101ZM115 251H113V253H114ZM123 252V251H122ZM181 252V251H180ZM180 252H178V254L180 253ZM186 252V251H185ZM184 252V253H185ZM213 252V251H212ZM226 252V251H225ZM77 253H79V252H77ZM76 253V254H77ZM82 253V252H81ZM99 253V255H101ZM103 253V252H102ZM104 253V254H105ZM171 253V252H170ZM48 254V253H47ZM89 254H91V253H89ZM93 254V253H92ZM95 254V253H94ZM111 254H112V252H111ZM176 254V253H175ZM186 254V253H185ZM202 254H203V256L202 257H197V260H198V262L200 261H202V263H208V261H206V257H204L206 254H204L203 252H202ZM81 255V254H80ZM79 255V256H80ZM87 255H88V253H87ZM96 255V254H95ZM171 255H172V253H171ZM190 255V254H189ZM189 255H187V256H189ZM219 255V254H218ZM227 255V254H226ZM78 256V255H77ZM82 256V258H83V260H82V263H80V264H88V262H86V261H84V256L83 255H81ZM90 256V255H89ZM93 256V255H92ZM102 256V255H101ZM100 256V257H101ZM187 256H185V257H187ZM228 256V255H227ZM73 257H75V256H73ZM98 257V256H97ZM97 257H94V258H96L97 259ZM172 257V256H171ZM175 257V256H174ZM174 257L172 258V260H174ZM179 257H180V255H179ZM184 257V258H185ZM53 258H55V257H53ZM76 258V257H75ZM78 258V257H77ZM155 258V257H154ZM177 258V257H176ZM74 259V258H73ZM93 259V258H92ZM99 259V258H98ZM97 259V260H98ZM103 259V258H102ZM228 259H230L229 258V256H228ZM71 260H72V258H71ZM71 260L69 259V260H67V261H70L71 262ZM80 260V261H81ZM85 260H86V258H85ZM94 260V259H93ZM177 260V259H176ZM7 261V262H8ZM59 261V260H58ZM62 261V260H61ZM73 261V260H72ZM79 261V262H80ZM88 261V260H87ZM90 261H92L91 259H90ZM205 261V262H204ZM95 262V261H94ZM95 262V263H96ZM194 262H196L197 263V261H194ZM64 263V262H63ZM67 263V262H66ZM65 263V264H66ZM90 263V262H89ZM92 263V262H91ZM191 263H193V262H191ZM201 263V264H202ZM205 263V264H206ZM55 264V263H54ZM72 264H77V261H73L72 262ZM186 264V263H185ZM190 264V263H189ZM194 264V263H193ZM209 264V263H208ZM211 264H214V263H211Z\"/></svg>","mask_w":264,"mask_h":264},{"label":"rangeland","instance_id":"obj_4","mask_svg":"<svg viewBox=\"0 0 264 264\" xmlns=\"http://www.w3.org/2000/svg\"><path fill=\"white\" fill-rule=\"evenodd\" d=\"M259 2L260 3H258L257 1H255L254 3L260 8V9H262L263 11H264V0H259ZM259 4V5H258ZM263 4V5H262ZM260 5H262V6H260ZM92 59L94 60V58L92 57ZM94 65L96 64L97 65V62L94 60ZM251 98H252V96H251ZM103 99H104V101H103ZM102 100L100 99V100H98L97 101V103L96 104H94V106L92 105H89L88 107H90L91 106V108L93 109L94 107H95V105L97 106L98 104V106L100 107H104V108H97V107H95L94 109H93V111H94V113L92 112V109L91 108H88L92 113V117L90 116V117H88L89 116V114H90V111H88V109L86 110V113H87V115H81V116H77V118L75 117V119L73 120V122L75 121V122H79L80 124H75V122H74V124L72 123V124H66V123H62V121L60 122V124L61 125H63V126H65V127H67L68 126V128L70 129V130H75L76 128V130H79V131H84L85 129V125H86V120L87 119H89V118H91V119H93L94 117V120L97 122V121H99V122H97L100 126H101V129H102V133H104L103 135H108L109 134V131H111V132H120L121 131V127H120V125H117V124H113V123H115V119L113 120V118H114V116L112 115L113 114V110H112V103L109 105V103H110V101H107L105 98H103ZM106 100V101H105ZM109 102V103H108ZM104 103V104H103ZM107 103H108V105H107ZM101 104H103V105H101ZM98 109H102V110H100V112H98L99 110ZM98 110V111H97ZM98 112V114L100 115H98L99 117H97V112ZM102 111L104 112L105 111V114L108 112V111H111V112H109V114L108 115H103V113H102ZM84 112H85V110H84ZM102 113V114H101ZM112 113V114H111ZM103 115V116H102ZM86 116V117H85ZM108 118H107V117ZM80 117V119H79V121L77 120L78 118ZM96 117H97V119H96ZM103 117H106L105 119L103 118ZM84 118V119H83ZM81 119H83L82 121H81ZM104 120H106V121H104ZM107 120L110 122V121H112V122H107ZM81 122H82V124H81ZM251 122H254V123H256V121H250V123ZM52 122H49L48 124H47V126L49 125V124H51ZM59 123V122H58ZM84 123V124H83ZM102 125H101V124ZM104 123V124H103ZM65 124V125H64ZM70 125V126H69ZM72 125H73V127H74V129H73V127H72ZM46 126V127H47ZM76 126H79V128L78 127H76ZM82 126V127H81ZM253 126V125H252ZM28 127H29V125H28ZM71 127V128H70ZM76 127V128H75ZM30 128V133H33V134H36V136L35 137H23V139L22 138H18V137H16L15 135H14V133L16 132V131H14V132H12V134L11 133H8V135L7 134H5V135H3V136H5L6 137V139L8 140V141H10V142H8L9 144H7V142H5L4 140H2V138L0 137V155L1 154H3V155H1V157L4 159V161H6L7 162V167H10V168H14V169H16L15 171H17V174L19 173L18 171L19 170H21V169H19L20 167H23L22 166V162L24 161V159H25V156L27 155V153L26 152H29V153H31L30 152V150L31 149H29V151H26V152H24V149H26V150H28L27 148H26V145L28 144V143H31L32 141L33 142H36L37 143V148H33L32 150L35 152V154H36V156H38L39 158V161H43V162H40L39 163V161H38V163L36 164V165H32V167L31 168H33V172L34 173H30V169H28V171L29 172H27V173H30V174H28V175H30V178H29V180H31V183L33 184V185H36L35 186V190L34 191H31V192H33L34 194H36V192H38L39 193V190H43V192L44 193H46V196H45V200L48 202V204L50 205V207L48 208V211H47V214L45 215V216H43V217H41V218H43V220H51V223L53 224L52 226H43V222H40V217H39V215L40 214H38L37 212H35V213H33L32 214V212H33V210L28 206L27 207V205H23V203H21V202H19V200L17 199V192H16V194H15V191H12L11 193L13 194V198H14V200L12 199V198H6L5 199V201L6 202H8V204L11 206V207H15V209H19V208H17V207H20V208H23L24 210H27L29 213H31L32 214V217H33V215H35L34 217V222H36L35 223V225H37V224H39V225H37L36 226V228L38 229V231H39V234L41 235L40 237H44V238H41V240H43V239H45L46 238V236L49 238V239H51L53 236V238H52V240L54 241H51L50 240V242H48L47 244H44L42 241V245L44 244V247H45V249H46V251H45V249H42V248H44L43 246H41V249H42V251H45L46 253H44V252H42L41 251V249H40V253L39 254H43V255H51V256H49V258H47L48 260H50V261H48L49 263L51 262L52 264H65L66 262V264H72V262L73 261H77V264H80V263H82V260H83V258H82V256L81 255H83L84 256V261H86V262H88V264H97V262L96 261H101V260H104L105 259V256L107 257V255L108 254H110V255H108V257H110V256H113V255H115L116 253H118L119 255H118V257L119 256H123V255H127V251H126V249H128L129 247H130V245L128 244V246L126 247L125 246V244H123V241H122V237L124 238L125 237V235L127 234V235H129L130 234V231H131V233L133 234V232L134 231H136V230H138L139 229V225H141L142 224V222H141V220H140V218L141 217H136L137 215L138 216H142V219H143V217H144V215L143 214H146V216L144 217V219L146 220V217H147V215H148V213H146V211L148 212V210L147 209H145L144 210V208L141 206V205H139L140 206V208L142 207L143 208V210H142V208L140 209L139 208V206H137L138 205V201L140 202L142 199H144V198H146L147 196L148 197H150V198H146L145 200H143V201H141L142 203L144 202V201H146L147 203H149V200L151 199V194H154V196H156V194L158 193V195L159 196H166L167 195V193H168V195L167 196H169V198L171 199V201L173 200V198L174 199H176V196H175V194H177L178 192L176 191V190H173L172 191V189L170 190V189H168V188H166L165 187V191H164V187L163 188H161V190L159 191V189L157 190V192H156V190H155V192L154 191H149V192H152V193H150L149 195L147 194L146 195V192H148V191H143V192H141V194H142V197H140L141 196V194L140 195H135V194H132V193H129L130 192V190H126L127 191V193L125 192V190H121L120 191V189H121V181H120V175H122V172H123V174H127V171H128V173L130 172L129 170L131 169L130 168V166L129 165H126V164H128V163H123V161L122 160H124V158H122V157H118V153L120 152V151H115V149H113L112 147L113 146H110V148L111 149H108L109 148V145H108V143H106V142H104V143H106L105 145H103V143H101L99 146L97 145V147H96V145L95 146H93L94 144L93 143H91L92 145H90L89 146V144L87 143V142H85L84 140H83V137L84 138H86V136H82V135H80V136H75L74 137V141L72 142V143H75L76 145H66L67 143H65V140H62V139H64V137H62L61 135V137H62V139H61V137L59 136H56V135H51V136H41V135H38L39 133H41V131L43 132V130H38V129H33V128H31V127H29ZM81 128V129H80ZM118 128H120V131H119V129ZM118 129V130H117ZM35 131H39V132H36L35 133ZM200 130H198V132H199ZM204 132H208V133H214V141H215V139L218 141L217 142V144H219L220 145V148L222 149V152H223V155H224V153H225V150H223V149H225V145L223 144V142L222 141H219V140H222L221 139V134H220V131L219 130H210V131H208V130H203ZM101 132H98L99 134L101 133ZM105 132H106V134H105ZM164 132H165V135H171V134H173V133H175V131H173V130H164V131H156V132H151V134H153V135H155L156 136V138H160L161 136H164ZM88 133V132H87ZM98 133H96V134H98ZM212 133V134H213ZM92 134V133H91ZM94 134V133H93ZM7 135V136H6ZM103 135H99L100 137L101 136H103ZM157 135H158V137H157ZM2 136V135H1ZM29 136H34V135H29ZM82 136V137H81ZM97 136V137H96ZM96 136H94V138L96 137V138H98L99 136L98 135H96ZM46 137V138H45ZM54 137V138H53ZM56 137L58 138V139H56ZM88 137H90L91 139H92V137L93 136H91V135H89ZM87 137V138H88ZM99 137V138H100ZM53 138V139H52ZM95 138V139H96ZM48 139V140H47ZM51 139V140H50ZM57 140L58 142L60 141V139L62 140L60 143L62 144V146H61V144L60 143H54L53 142V140ZM100 139H102V137L100 138ZM246 139H248L247 137H243V146H242V148L244 147V149H243V152H244V156L246 155V157H247V162H248V165H247V168H253V167H256V166H259V167H264V143H263V152H262V147H260V149L258 148L259 146L258 145H260V144H257V148H256V151H257V149H258V151H260L261 150V155L263 154V156H261V155H259L258 156V158H254L252 155H254V151L252 152V150H254L255 148H253V147H249V146H247L246 145ZM20 140H23L24 142H22V144L19 142ZM31 140V141H30ZM40 140V141H39ZM76 140V141H75ZM141 141H143V140H140V142ZM80 142H83V143H87L86 145L85 144H83V143H80ZM216 142V141H215ZM221 142H222V144L223 145H221ZM41 143V144H40ZM55 145H54V144ZM139 143V141L137 140V142H136V144H138ZM64 144V145H63ZM71 144V143H70ZM34 145H36V144H34ZM46 145H48V146H46ZM59 145V146H58ZM67 147H66V146ZM83 145H84V148H81V146L83 147ZM260 145V146H261ZM44 146H46V147H48V149H45V147ZM49 146H51V147H49ZM55 146V148H53ZM69 146V147H68ZM72 146V147H71ZM87 148H86V147ZM102 146V147H101ZM105 146V147H104ZM20 147V148H19ZM43 148L44 147V149H45V151L43 150V149H41V150H39V148ZM58 147V148H57ZM90 147V148H89ZM92 147V148H91ZM94 147H96V148H94ZM107 147V148H106ZM53 148V149H52ZM253 148V149H252ZM4 149V150H3ZM21 149V150H20ZM35 149H37V150H35ZM52 149V150H51ZM104 149V150H103ZM111 150L112 151V149H113V151H115L118 155H117V157L121 160H119L118 158H116L115 159V157H116V153L114 152L113 154L114 155H111L112 154V152H111V154H108V153H110V152H108V151H106V150ZM12 150V151H11ZM31 150V151H32ZM69 150V151H68ZM70 150H71V152H70ZM117 150V149H116ZM40 151H43L42 153L40 152ZM83 151V152H82ZM104 151V152H103ZM255 151V152H256ZM2 152V153H1ZM16 152V153H15ZM26 153V155L24 154V153ZM46 152V153H45ZM68 152V153H67ZM80 152V153H79ZM43 153H45L44 155H43ZM121 153V152H120ZM256 153H258V152H256ZM32 154H33V152H32ZM106 154V155H105ZM25 155V156H24ZM85 155V156H84ZM92 155H95L96 157L98 156L99 158H96L95 159V161H96V163L93 165V167L92 168H89V166H88V164H87V160H88V157L89 156H92ZM121 155V154H120ZM72 156V157H71ZM78 156V157H77ZM114 156V158H112ZM45 158V161L47 160V162H48V164L50 165V168L51 169H48L49 168V165L47 164V163H45V161L44 160H42V159H44ZM59 157V158H58ZM108 157V158H107ZM111 157V158H110ZM40 158H42V159H40ZM56 158H58L59 160H61L60 162H58L59 160L58 159H56ZM79 158V159H78ZM103 158V159H102ZM253 158V159H252ZM68 159V160H67ZM99 159V160H98ZM249 159L251 160V162H249ZM19 160H23V161H19ZM57 160V161H56ZM74 160V161H73ZM102 160V161H101ZM107 160L109 161V162H107ZM117 162H116V161ZM71 161V162H70ZM120 163H119V162ZM125 161V160H124ZM20 164H19V163ZM50 162V163H49ZM57 162L58 163H60V164H57ZM98 162H103L104 164L101 166V168L99 167V165H98ZM111 162V164L113 165V166H111V164H109L108 165V163H110ZM226 162H227V158L224 160V165L226 164ZM45 163V164H44ZM74 163V164H73ZM106 163H107V165H106ZM121 164V165H119V164ZM18 164V165H17ZM69 164H71V165H69ZM41 165H45L46 167L48 166V168H46L45 170H47V171H43V169H42V167H45V166H42L41 167ZM54 165V166H53ZM76 165H78L79 167H77ZM82 167H81V166ZM70 166V167H69ZM75 166V167H74ZM118 167V168H116V167ZM123 167V168H121V167ZM128 166H129V169H128ZM19 167V168H18ZM25 167V166H24ZM41 167V168H40ZM59 167H61V168H59ZM105 167V168H104ZM110 167V169H112L113 167H114V169H112V170H110V169H108V168ZM112 167V168H111ZM126 167H127V169H126ZM225 167V166H224ZM56 168H57V173H56ZM63 168V169H62ZM77 168V169H76ZM223 168V167H222ZM19 169V170H18ZM41 169V170H40ZM54 169V170H53ZM74 169V170H73ZM116 169H118V170H116ZM264 169V168H263ZM49 170H53V171H49ZM64 170V171H63ZM107 170H109L108 171V173H107ZM121 170V171H120ZM126 171V173H125V171ZM37 171H39V172H37ZM78 171V172H77ZM112 171H114V173L112 172ZM116 171V172H115ZM225 169L223 168L222 169V171H221V173L223 174H221V179H223V178H225L226 177V175H225ZM41 172V173H40ZM50 172V173H49ZM62 172V173H61ZM69 172V173H68ZM90 172V173H89ZM103 172V173H102ZM112 172V173H111ZM120 172V173H119ZM26 172H25V174H27ZM37 175H39L40 176V178H39V176H37ZM43 173V174H42ZM48 173V174H47ZM54 173H56V174H54ZM105 173H106V175L108 174V176H110V175H112L110 178L107 176L106 177V175H105ZM111 173V174H110ZM116 173H119V174H117L116 175ZM132 173V172H131ZM130 173V175H132ZM264 173V172H263ZM41 174V175H40ZM45 174V175H44ZM44 175V176H43ZM52 175V176H51ZM67 175V176H66ZM105 175V177H103ZM19 176L21 177V176H23L22 174L20 175V173H19ZM43 178H42V177ZM86 176H88V178L86 177ZM90 176V177H89ZM97 176V177H96ZM100 176V177H99ZM225 176V177H224ZM45 177V178H44ZM62 177V178H61ZM92 177V178H91ZM94 177V178H93ZM119 177V178H118ZM262 177V178H261ZM260 177V179H258V180H255L254 182H251L250 184L251 185H249V187L247 188V187H245L243 184H241V186L245 189V193L247 194V196L248 197H250V199L252 200V202H253V198L252 197H254V192H255V190H257L258 192H259V196L261 197V199H262V202L264 201V176H263V174H262V176ZM3 178H6L5 177V175H3ZM21 178L23 179V181L21 180ZM19 180H20V182H21V184H23L24 182L25 183H27L25 180H24V178L23 177H21ZM33 178V179H32ZM59 178V179H58ZM79 178V179H78ZM88 180H87V179ZM96 178V179H95ZM104 178V179H103ZM41 179V180H40ZM44 179V180H43ZM90 179H93V180H90ZM107 179H108V182H107ZM111 179H113L112 181H111ZM75 180V181H74ZM94 180H95V182H94ZM114 180L116 181V183L114 182ZM120 182H119V181ZM86 181V182H85ZM80 182V183H79ZM92 182H93V185H92ZM261 182V183H260ZM84 183H87L88 184V186H87V184H84ZM97 183V184H96ZM99 183V184H98ZM89 184H91L90 186H89ZM111 184V185H110ZM117 184H119V186L117 185ZM24 185V184H23ZM219 185H220V182H219ZM95 186H97V187H95ZM116 186V187H115ZM118 186V187H117ZM58 187V188H57ZM61 188V189H60ZM107 188V189H106ZM116 188H119V189H116ZM81 189V190H80ZM97 189V190H96ZM106 189V190H105ZM168 189V190H167ZM220 189V186L219 187H217V189L215 188V189H212V190H209L208 192H206L205 194H202L201 193V195H199L198 197H197V199H196V201H194L193 202V204L191 205L192 207H191V210L193 211V215H195L196 216V218L195 219H197V224H195V226H193L194 224H192V226L194 227V229H195V232L196 233H194L193 231H194V229L193 228H187L185 225H187V223L188 222H185V225H182V224H184L183 222L184 221H182V223H181V225H182V227L184 226V229H186V230H184V229H182V227H181V231L184 233V237H183V240H181V241H179V245H180V247H181V250H178L177 252H175L174 253V251H169L168 252V250H169V248L167 249V248H161L160 249V251H162V252H164V253H166L167 255H168V257L172 260V258L174 257V260H172V261H174V262H177V263H179V262H182V263H186V264H201L202 263V261L200 262H198V260H197V257L199 258V257H202L203 256V254H202V252L204 253V254H206L204 257H206V261H209L210 260V257H212V255L210 256V254L209 253H207V251H206V249L204 248V246H203V243H202V240L200 239V237H201V234H202V229H203V227H204V224H203V222H202V211H201V206H202V201L206 198V196L208 195V194H210V193H212V192H216V191H218ZM254 189V190H253ZM26 190H28V189H26ZM31 190V189H30ZM61 190V191H60ZM116 190V191H115ZM166 190H167V192H166ZM249 190V191H248ZM78 191V192H77ZM84 191H86V192H84ZM117 191H120V192H117ZM125 193H124V192ZM129 191V192H128ZM162 191H164V193H166V194H164V193H162ZM107 192V193H106ZM114 192H117V198H115V194L116 193H114ZM172 192V193H171ZM177 192V193H176ZM250 192V193H249ZM88 193V194H87ZM90 193V194H89ZM92 193V194H91ZM97 193H98V195H97ZM104 193V194H103ZM124 193V195L121 197V195ZM129 193V194H128ZM143 193L146 195H143ZM162 193V194H161ZM171 193V194H170ZM175 193V194H174ZM181 192H179L178 193V195H179V197H180V194ZM95 194V195H94ZM132 194V195H131ZM172 194H174V195H172ZM262 194V195H261ZM113 195V196H112ZM129 195V196H128ZM251 195V196H250ZM1 196V195H0ZM15 196V197H14ZM128 196V197H127ZM130 196L132 197L133 196V198H135V196H136V199H137V196H139V198L137 199V200H135V199H133V198H130ZM143 196H145V197H143ZM153 195H152V197H154ZM174 196V197H173ZM182 196V195H181ZM263 196V197H262ZM94 197V198H93ZM121 199H120V198ZM178 197V196H177ZM2 198L4 199V197L2 196ZM48 198V199H47ZM123 198H124V200H123ZM82 199V200H81ZM85 199V200H84ZM102 199V200H101ZM129 199V200H128ZM141 199V200H140ZM149 199V200H148ZM106 200V201H105ZM118 200H120L121 202H122V204H124V206L123 205H118L119 203H120V201L119 202H117ZM127 200H128V202H127ZM131 200L134 202V204H133V206H132V204H130L131 203ZM107 201H110V203L108 204V202ZM114 201H116L117 202V204H115L116 202H114ZM124 201V202H123ZM125 201H126V203H129L130 204V207H127V205L128 204H126L125 203ZM135 201H137L136 203H135ZM174 201V200H173ZM256 201V199L254 200V202ZM62 202V203H61ZM104 202V203H103ZM146 202L145 203H143V204H146ZM253 202V204H254V207H255V214H256V216L262 221V223H263V225H264V218H263V216H264V211L263 210H261L260 209V207H258V205L256 204V202L254 203ZM84 203V204H83ZM264 203V202H263ZM19 204V205H18ZM104 204V205H103ZM136 204V205H135ZM256 204V205H255ZM88 205V206H87ZM111 205V206H110ZM113 205H114V207H113ZM116 205H118L119 207H117ZM58 206V207H57ZM127 207V209L128 208H131V209H129V210H131L132 212L135 210L136 212H137V214L136 213H134L133 212V214L135 215H133V214H131V211L130 212H128L129 210H127L126 209V207ZM134 206L136 207L137 206V208H134ZM146 207H147V205H145ZM144 206V207H145ZM257 206V207H256ZM264 206V205H263ZM85 207H87V208H85ZM117 209H116V208ZM120 207H123L122 209H124V210H122V209H120ZM71 208V209H70ZM101 208V209H100ZM134 208V210H132ZM139 208V211L141 212H138V209ZM114 209H116L115 211H114ZM119 209V210H118ZM258 209V210H257ZM122 212H121V211ZM127 210V211H126ZM257 210V211H256ZM31 211V212H30ZM76 211V212H75ZM82 211V212H81ZM106 211H107V213H106ZM111 211H113V212H115V213H112ZM123 211L125 212V214L123 213ZM143 211V212H142ZM263 211V212H262ZM59 212V213H58ZM61 212V213H60ZM63 212V213H62ZM69 212V213H68ZM111 212V213H110ZM172 212H173V210H172ZM174 212H175V210H174ZM261 212H262V214H261ZM121 213V214H120ZM123 213V214H122ZM130 215H129V214ZM140 213V214H139ZM143 213V214H142ZM37 214V215H36ZM61 216H60V215ZM85 214V215H84ZM108 214V215H107ZM112 214H114V215H112ZM117 214V215H116ZM142 214V215H141ZM200 214V215H199ZM67 215V216H66ZM105 215V216H104ZM120 215V216H119ZM121 215H126L125 217H127V218H125L124 216H122L121 217ZM184 215V214H183ZM107 216H109L108 217V220H107ZM111 216H113V217H117V219H116V221L115 220H113L114 218H110ZM119 216V217H118ZM132 216H134V218L132 217ZM262 216V217H261ZM60 217V218H59ZM62 217V218H61ZM93 217V218H92ZM121 217V218H120ZM125 218V220L127 219V222H125V220L123 221V219ZM194 217V216H193ZM198 217V218H197ZM122 219V221L120 220V219ZM131 218H133V219H131ZM135 218H137V219H135ZM59 219V220H58ZM60 219H62V222H61V220ZM96 220V222H94L96 225H98V226H92V227H89V225L92 223V222H89V220ZM111 219V220H110ZM120 221H119V220ZM135 220V221H134ZM139 221V223L137 222V221ZM69 221V222H68ZM73 221V222H72ZM104 221H107L108 222V224H107V222H104ZM112 221L114 222L113 223V225H115V226H113V225H111L112 224ZM117 221L120 223V224H122L121 222H123L124 224H123V226H125V223H130V224H126V227L127 228H129L130 229V231H128V229L126 230V231H124L123 230V232H125V233H122L121 231H122V228H123V226H122V228H120L121 226H118L119 225V223H117ZM134 221V222H133ZM143 221V220H142ZM99 222H100V224H99ZM135 222H137V223H135ZM141 222V223H140ZM46 223H48L47 221H46ZM50 223V222H49ZM62 223V224H61ZM77 223V224H76ZM102 223V224H101ZM109 223H111L110 225H111V228H112V230H114L113 232H115V233H113L112 234V230L110 229V231L108 230V227H110V225H109ZM61 224V225H60ZM64 224V225H63ZM74 224V225H73ZM76 224V225H75ZM80 224H81V226H80ZM85 225V227H83V225ZM87 224H89V225H87ZM132 224H135V226L133 225L132 226ZM138 224V225H137ZM41 225V226H40ZM55 225V226H54ZM69 225V226H68ZM73 225V227H70V226H72ZM102 225H103V227H102ZM137 225V226H136ZM196 225H197V227H196ZM56 226H58V227H56ZM61 226V227H60ZM68 226V227H67ZM75 226V227H74ZM86 226H88L89 227V229L87 230V228L88 227H86ZM91 226V225H90ZM104 226H105V228H104ZM118 226V227H117ZM139 226V227H138ZM187 226H191V224L190 223H188V225ZM42 227H43V229H42ZM64 227V228H63ZM97 227V228H96ZM107 227V228H106ZM117 227V229L115 230V229H113V228H116ZM126 227H125V229H126ZM131 227H132V230H131ZM133 227H134V230H133ZM55 228H57V229H55ZM65 228H68L67 230H65ZM75 228V229H74ZM81 228L83 229L84 228V231H82L81 230ZM85 228H86V230H85ZM92 230H91V229ZM106 229V231L108 232L109 231V234L111 235L112 234V236L113 235H116V236H113L112 238L110 237V235L107 233V235H105L106 233H103L105 230L104 229ZM135 228H137V229H135ZM70 229H73V231H71ZM99 229V230H98ZM102 229L104 230V231H102ZM119 229H121L120 231H119ZM124 229V228H123ZM190 229H192V230H190ZM74 230L75 231H77L76 233H77V235L79 236L80 235V233H82V235H80L79 237L78 236H75V232H74ZM90 230V232H88ZM140 230V229H139ZM81 231V232H80ZM105 231V232H106ZM118 231V232H117ZM133 231V232H132ZM178 231H179V233L181 232L180 231V229H178ZM70 232H74L73 234L72 233H70ZM111 232V233H110ZM188 232H191V233H188ZM197 232H199V234L197 233ZM45 233H46V236H45ZM79 233V234H78ZM90 233V234H89ZM116 233H118V234H121L122 235V237H117V235L118 234H116ZM178 233V232H177ZM53 234V235H52ZM66 236H64V235ZM70 234H72V235H74V236H71L70 237ZM106 236V237H104V235ZM186 234H188L187 236H186ZM198 234V235H197ZM91 235V236H90ZM121 235H119V236H121ZM124 235V236H123ZM126 235V236H127ZM181 234H180V238H181V236H182ZM197 236V238H195V240L193 239V237L194 236ZM200 235V236H199ZM52 236V237H51ZM75 237V238H74ZM82 237H84V238H82ZM93 237V238H92ZM98 239H97V238ZM128 237V236H127ZM66 238V239H65ZM80 238V239H79ZM82 238V239H81ZM90 240H89V239ZM108 238H109V240H108ZM116 240H115V239ZM118 238V239H117ZM191 238V239H190ZM58 239V242L59 243H61V244H59L56 240ZM72 239H73V242H72ZM74 239H75V241L77 240V239H79L80 241H81V243H80V241L79 240H77L76 242L74 241ZM88 240L87 241V243H86V240ZM105 239H107V241L108 242H110L111 240H113V242H110V243H108ZM121 239V241H119ZM189 239V240H188ZM192 239L194 240V242H192ZM197 239H198V241H197ZM95 240V241H94ZM119 241V243H118V241ZM44 241V240H43ZM58 243V246H57V243ZM69 241H71L70 243H69ZM83 241H84V243L86 244L85 246H83L84 244H83ZM91 243H90V242ZM51 242H52V244H51ZM68 242V243H67ZM118 243V244H116V243ZM55 243H56V245H55ZM72 243V244H71ZM73 243H76V244H73ZM78 243H79V245H78ZM105 243V244H104ZM106 243H108V245L110 244L111 246H109V248H107V246H106ZM115 243V244H114ZM49 244H50V246H49ZM66 244V245H65ZM71 244V245H70ZM81 244V245H80ZM91 244V245H90ZM113 244V245H112ZM46 245V246H45ZM53 247H52V246ZM55 245V246H54ZM77 245V248L75 247ZM96 246L95 247V249L97 248V245H98V247H99V250H96V252H94L95 250H94V246ZM101 246V248H100V246ZM119 245H121V246H123V247H120ZM48 246V247H47ZM64 246V247H63ZM75 249V250H73L72 249V247ZM90 246H91V248H90ZM93 246V247H92ZM104 246H106V248H104ZM47 247V248H46ZM69 247H71V248H69ZM79 247H81V249H79ZM126 247V248H125ZM48 248H51V250L49 249V251H51L50 252V254H49V251H48ZM64 248V249H63ZM68 248V249H67ZM83 248H84V251L86 250H88L89 248H90V250H88L86 253L83 251ZM87 248V249H86ZM115 248V249H114ZM117 248H118V251H116L117 250ZM122 248V249H121ZM125 248V249H124ZM67 249V250H66ZM104 249H106L105 250V252L107 251V250H109L110 251V253L107 251L106 253H108V254H106L103 250ZM115 251L114 253H113V251ZM52 250H54V251H52ZM77 250V252H79V253H75V251ZM97 251H99V253L102 255H99V253L97 252ZM123 251V252H122ZM181 251V252H180ZM186 251V252H185ZM82 252V253H81ZM84 252V253H83ZM111 252H112V254H111ZM172 253V255H171V253ZM178 252H180L179 254H178ZM186 254H185V253ZM48 253V254H47ZM87 253H88V255H87ZM89 253H91V254H89ZM93 253V254H92ZM96 255H95V254ZM105 253V254H104ZM13 254V253H12ZM11 254V255H12ZM81 254V255H80ZM190 254V255H189ZM11 255L8 257V260H9V258L11 257ZM78 255V256H77ZM80 255V256H79ZM90 255V256H89ZM93 255V256H92ZM179 255H180V257H179ZM187 255H189V256H187ZM48 256H46V257H48ZM73 256H75V257H73ZM98 256V257H97ZM101 256V257H100ZM172 256V257H171ZM185 256H187V257H185ZM53 257H55V258H53ZM78 257V258H77ZM94 257H97V259L96 258H94ZM177 257V258H176ZM185 257V258H184ZM214 257V256H213ZM71 258H72V260H71ZM74 258V259H73ZM85 258H86V260H85ZM94 260H93V259ZM103 258V259H102ZM217 258V257H216ZM71 260V262L70 261H67V260ZM82 259V260H81ZM90 259L92 260V261H90ZM177 259V260H176ZM7 260V261H8ZM59 260V261H58ZM62 260V261H61ZM81 260V261H80ZM88 260V261H87ZM4 262L3 264H10V261H8V262ZM80 261V262H79ZM96 263H95V262ZM194 261H197V263L196 262H194ZM64 262V263H63ZM90 262V263H89ZM92 262V263H91ZM191 262H193V263H191ZM205 262V261H204ZM206 263V262H205ZM205 263H202V264H205ZM209 263V262H208ZM208 263H206V264H208Z\"/></svg>","mask_w":264,"mask_h":264}]
</instances>
